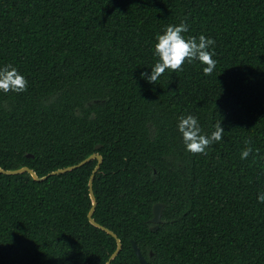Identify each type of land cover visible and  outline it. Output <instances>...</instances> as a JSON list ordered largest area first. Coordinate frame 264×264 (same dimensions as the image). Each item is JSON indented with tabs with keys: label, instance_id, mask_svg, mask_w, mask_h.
Wrapping results in <instances>:
<instances>
[{
	"label": "trees",
	"instance_id": "trees-1",
	"mask_svg": "<svg viewBox=\"0 0 264 264\" xmlns=\"http://www.w3.org/2000/svg\"><path fill=\"white\" fill-rule=\"evenodd\" d=\"M181 22L215 41L214 71L185 61L148 82L156 35ZM7 64L27 89L0 92V167L43 177L99 154L111 264H141L132 241L148 264H264V0H0ZM189 114L224 129L206 154L185 150ZM96 163L42 182L0 173V264H106L116 241L87 218Z\"/></svg>",
	"mask_w": 264,
	"mask_h": 264
},
{
	"label": "clouds",
	"instance_id": "clouds-1",
	"mask_svg": "<svg viewBox=\"0 0 264 264\" xmlns=\"http://www.w3.org/2000/svg\"><path fill=\"white\" fill-rule=\"evenodd\" d=\"M189 31L188 25L181 22L179 25H168L162 33L155 37L154 55L157 62L151 67L150 74L142 73V78L148 82L155 81L170 69L173 72L181 69L187 61L191 63L197 61L202 65L205 74H210L216 67V61L213 59L215 53L210 49L215 41L204 35L199 37L190 36L185 38L183 35ZM27 89V79L11 64L0 67V92L21 93ZM214 131L210 135H205L202 126L194 115L182 116L179 118L177 131L181 135L185 150L193 154H206V149L213 143L222 141L224 129L221 124L214 126ZM258 151V150H257ZM253 149L246 147L241 152V159H246L252 154ZM258 202L264 203V191L257 196Z\"/></svg>",
	"mask_w": 264,
	"mask_h": 264
},
{
	"label": "water",
	"instance_id": "water-1",
	"mask_svg": "<svg viewBox=\"0 0 264 264\" xmlns=\"http://www.w3.org/2000/svg\"><path fill=\"white\" fill-rule=\"evenodd\" d=\"M99 148V146L96 147V149ZM96 160L97 163H96V166L94 167L91 175H90V178H89V181H88V188H89V197H90V201H91V207L88 211V214H87V218H88V221L89 223L101 230V231H104L105 233H107L108 235H110L111 237H113L116 241V249L115 251L110 255L108 261L106 262V264H111V262L117 257V255L120 253L121 251V248H122V243L120 241V239L117 237V235L115 233H113L112 231H110L109 229L105 228L104 226H101L100 224H98L94 219H93V214L95 212V209H96V206H97V201H96V198H95V195H94V192H93V180L95 178V175L96 173L99 171V168L102 164V157L99 155V154H91L90 156H88L87 158H85L84 160H82L81 162H79L78 164L76 165H73V166H69V167H66V168H63V169H58L56 171H53L43 177H39L32 169L28 168V167H21L19 169H16V170H4L0 167V173L1 174H4V175H9V176H12V175H20V174H24V173H27L30 175V177L36 181V182H42V181H45L46 179H48L49 177H52V176H56V175H60V174H64V173H68V172H72L84 165H86L87 163L91 162V161H94ZM163 208H164V204H155L153 206V217L152 219L150 220L152 226L150 228L151 231H156L157 230V227H158V224L161 222V216H162V211H163ZM132 243V248L135 252V254L138 256V259L140 261L141 264H148L147 261L142 257L138 247L136 246V243L134 241L131 242Z\"/></svg>",
	"mask_w": 264,
	"mask_h": 264
}]
</instances>
